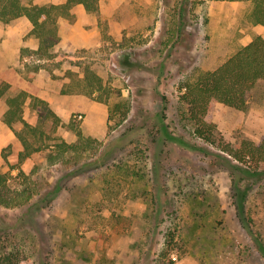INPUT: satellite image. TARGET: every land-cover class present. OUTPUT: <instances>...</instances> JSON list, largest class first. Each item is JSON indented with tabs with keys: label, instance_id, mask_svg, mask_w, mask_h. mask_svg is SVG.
I'll return each mask as SVG.
<instances>
[{
	"label": "rangeland",
	"instance_id": "1",
	"mask_svg": "<svg viewBox=\"0 0 264 264\" xmlns=\"http://www.w3.org/2000/svg\"><path fill=\"white\" fill-rule=\"evenodd\" d=\"M182 4L179 39L173 26ZM251 6L245 0H102L99 12L86 13L78 5L74 22L60 19L62 40L45 58L22 55L39 45L29 18L0 21V88L7 85L0 96V172L14 190L30 179L35 185L28 202L0 204L2 242L23 239L32 264H264L256 242L264 244V175H247L238 168L245 165L194 135L181 99L186 79L264 35L250 18ZM87 67L103 77L110 95L85 87ZM26 88L61 121L28 98L24 117L44 131L45 148L21 162L16 130L23 123L9 126L5 113L7 97ZM120 100L130 110L117 124L110 108ZM164 111L172 134L190 145L163 137L158 114ZM206 118L233 144L260 143L264 80L250 92L247 109L214 100ZM72 125L97 139L94 148L49 161L56 142L77 140Z\"/></svg>",
	"mask_w": 264,
	"mask_h": 264
},
{
	"label": "trees",
	"instance_id": "2",
	"mask_svg": "<svg viewBox=\"0 0 264 264\" xmlns=\"http://www.w3.org/2000/svg\"><path fill=\"white\" fill-rule=\"evenodd\" d=\"M185 1L183 0V3ZM200 1L205 2L207 0ZM245 1L252 3L249 12L250 18L254 23L264 26V0ZM100 3L101 0H66L61 3L26 4L23 0H0V21L9 22L21 16L29 18L33 25L29 34L38 38L39 45L35 50L23 48L22 55L25 57V55L33 54L38 58L51 57L55 55L53 52L54 47L61 40L60 19L64 17L69 18L71 21L75 20L76 14L72 10L78 4H83L91 13H97L100 10ZM178 16L173 26V31L181 39L186 16L184 4L181 5ZM39 67V64L34 66L35 69H39ZM85 73L87 80V86L85 87H88L91 93L100 91L102 94L106 93L110 95V86L104 84L102 76L90 67L86 68ZM262 80H264V35L259 34L217 68L202 71L193 78L189 77L181 86L183 91L181 99L186 107L183 110L182 117L191 125L194 135L202 138L208 144L227 152L246 166H238V168L245 171L249 176L257 177L264 175V169L259 168L261 162L264 161V138L260 143L244 138L240 142L233 144L223 136L217 124L209 121L206 116L214 100L237 109H247L250 92ZM6 88L7 85L0 88V96L5 95ZM29 97L32 98L31 103L33 105H43L46 113L49 116H53L54 121H61V117L49 107L46 100L32 95L25 89L7 97L8 110L5 113L6 123L11 127H14L16 122L23 123L22 128L16 130V134L23 144V149L20 151L21 162L31 157L34 152L45 148L43 144L44 131H39L37 125H32L24 117L25 105ZM129 110L130 103L127 100L112 103L110 108L111 118L117 124H120L127 118ZM165 117V111L159 112V129L162 130L163 137L190 145L184 136L172 134ZM72 126L77 131V140L69 142L62 138L56 142V146L49 153V161H68L75 157L69 156V153L79 154L94 148V143L97 139L87 136L81 128ZM199 148L208 152L201 146ZM221 155L220 153L218 154V156ZM20 171L21 173L24 172L23 169H20ZM24 174L29 179L28 173ZM33 182L30 179L26 182V187L14 190L8 184V173L0 172V204L14 206L31 200L35 191ZM175 231L171 230L168 233L167 245L170 250L173 249V243L176 240ZM256 242L257 247H259L264 256V244H261L257 240ZM32 263L31 251L23 239H11L9 236L3 242L0 239V264ZM96 264L104 263L99 261Z\"/></svg>",
	"mask_w": 264,
	"mask_h": 264
},
{
	"label": "crops",
	"instance_id": "3",
	"mask_svg": "<svg viewBox=\"0 0 264 264\" xmlns=\"http://www.w3.org/2000/svg\"><path fill=\"white\" fill-rule=\"evenodd\" d=\"M65 1H66V0H59V1L52 0V2H55V3H61V2H65ZM101 1H102V0H101ZM78 5H79V6H80V5L83 6V11H84V12H86V13H91V12H89V11L85 8V6H84L83 4H78ZM78 5H76V6H78ZM76 6L73 8V10H72L73 12H74ZM84 9H85V10H84ZM76 15H77V14H76ZM76 18H77V16H76ZM63 19H66V20L69 21V18H64V17H63ZM75 20H76V19H75ZM75 20H73L72 22H74ZM79 21H82L81 18H79ZM31 23H32V22H31ZM77 23H78V25H82L81 22H77ZM30 31H31V30H30ZM60 34H61V31H60ZM61 40H62V35H61ZM61 40H60V41H61ZM24 47H25V46H24ZM28 47H29V46H26V48H28ZM36 47H38V46H36ZM36 47H34V48H36ZM25 90H27L28 92H30V90L27 89V88H26ZM30 93H31V92H30ZM32 93H33V92H32ZM32 93H31V94H32ZM34 95H35V93H34ZM37 96H38V95H37Z\"/></svg>",
	"mask_w": 264,
	"mask_h": 264
}]
</instances>
